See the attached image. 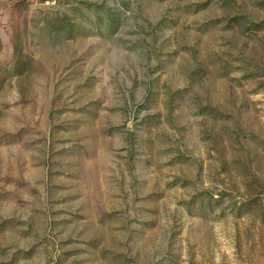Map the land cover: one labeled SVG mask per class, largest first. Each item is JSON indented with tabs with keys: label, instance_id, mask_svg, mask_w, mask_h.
Masks as SVG:
<instances>
[{
	"label": "rangeland",
	"instance_id": "374dc122",
	"mask_svg": "<svg viewBox=\"0 0 264 264\" xmlns=\"http://www.w3.org/2000/svg\"><path fill=\"white\" fill-rule=\"evenodd\" d=\"M0 264H264V0H0Z\"/></svg>",
	"mask_w": 264,
	"mask_h": 264
}]
</instances>
